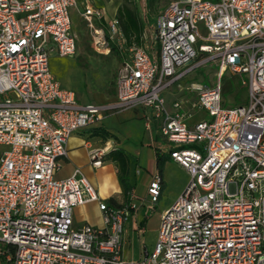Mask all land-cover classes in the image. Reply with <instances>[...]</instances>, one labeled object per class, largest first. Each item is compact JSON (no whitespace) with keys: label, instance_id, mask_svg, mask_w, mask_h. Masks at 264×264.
<instances>
[{"label":"built area","instance_id":"2783aa9c","mask_svg":"<svg viewBox=\"0 0 264 264\" xmlns=\"http://www.w3.org/2000/svg\"><path fill=\"white\" fill-rule=\"evenodd\" d=\"M75 9L96 44L125 42L118 18L107 20L94 0H0V246L6 247L0 259L264 264V0L171 2L156 18L158 54L131 47L118 72L117 100L103 106L79 104L51 71L52 57L77 52ZM208 61L219 64L217 82L188 91L197 92L191 108L210 119L190 126L186 101L175 102L171 111L163 93ZM227 72L247 88L246 105L224 107ZM139 107L161 121L171 159L190 178L163 212L154 246L126 260L125 224L140 205L155 209L161 176H154L140 203L131 194L127 204L113 207L80 170L63 179L56 173L68 158L71 136L95 127L108 112ZM90 159L94 168L103 164L101 154ZM89 203L98 204L101 227L76 225L75 209Z\"/></svg>","mask_w":264,"mask_h":264},{"label":"crops","instance_id":"0c3cea01","mask_svg":"<svg viewBox=\"0 0 264 264\" xmlns=\"http://www.w3.org/2000/svg\"><path fill=\"white\" fill-rule=\"evenodd\" d=\"M78 1L81 3L84 0ZM113 2L115 4L110 6V3ZM110 3H105L102 0H94L95 5L105 8L107 20H111L117 16L118 9L121 6V0H112ZM106 4L109 6V13L107 11ZM79 9H81V6H79ZM73 11L80 16L78 9ZM140 18L142 20L141 16ZM123 38L126 42L124 36ZM119 45H122V43ZM55 58L56 57H52L51 61ZM60 84L62 88L74 92L78 103L81 105H111L117 100V83L114 93L92 94L91 101H82L80 96H78L74 90L65 88L61 82ZM171 89L172 88L164 92L165 95H167L166 93L168 92V95L171 98H167V96H165L163 93L167 107L172 111L173 104L175 102L185 100L186 103L184 104V110L192 114L188 120V124L193 126L199 122L200 120L194 123H191L190 121V119H192L199 111L191 108V104L196 100L183 97L182 94H184V92H182V90L179 92V94H175L174 96V94L170 91ZM160 125L161 121L155 118L147 108L139 107L125 111L108 112L105 114L103 120L95 127L83 130L71 136L68 141V158L62 162V166L56 173V177L58 179L67 178L71 176L76 170H80L94 186L99 197L107 202L110 206L120 207L127 204L130 200L131 194L134 197L133 200L140 203L139 200L146 197L148 187L154 176L159 174L157 168V152H160L169 158L165 163L164 171L161 176L163 181L162 193L157 203H160L159 215L161 219L163 212L171 207L177 198L183 193L190 177L184 168L171 159V146H169L162 137ZM97 129L108 132L114 136V138L103 140L101 137L95 136L94 130ZM115 149L125 150L130 158V183L133 186V190L130 193L128 199H125L124 197V188L119 180L118 164L107 158V155ZM92 153L101 154L103 156V164L100 168H94L92 166L90 159ZM64 167L67 169V172L65 175L61 176L60 172ZM111 200H114L117 205H111ZM89 204H93L96 211H98L100 214L101 225H94L90 224L89 222H77L74 211V220L76 225L89 224L92 226L101 227L103 223L98 204ZM148 211H150L148 208L140 205V208L135 214L134 218L125 224L124 258L126 260H137L143 248L151 249L154 246L156 239L152 245L145 241L148 224ZM138 228L141 229V232L138 231ZM126 252H130L134 256L127 258L125 255Z\"/></svg>","mask_w":264,"mask_h":264},{"label":"rangeland","instance_id":"374dc122","mask_svg":"<svg viewBox=\"0 0 264 264\" xmlns=\"http://www.w3.org/2000/svg\"><path fill=\"white\" fill-rule=\"evenodd\" d=\"M105 3H110L112 0H102ZM176 0H156L154 12L145 8V3L142 0H121V6L127 4L131 8H137L142 21L144 22V33L141 40V45L136 43L128 46L124 41H118L103 46L96 44L92 37V32L87 24L80 18L76 12H72L73 30L77 34L78 48L73 57L58 58L51 61V69L57 80L67 89L74 90L82 101H91L92 94H112L115 92L118 72L121 68L123 58L131 55V47H143L152 56L159 52L158 41L156 38L155 23L158 14L171 2ZM109 13V6L106 4ZM201 34L206 36L204 26H199ZM106 34L107 30L105 31ZM119 42L122 45H119ZM201 43V42H200ZM108 47V48H107ZM198 49V45L196 46ZM110 49V51H109ZM219 64L215 61L201 62L195 65L192 71L184 77L178 85H175L170 90L174 96L179 92H184L183 97H188L192 100H197L196 91H188L194 84L212 86L218 80ZM224 88L223 97L225 99L224 107L234 108L246 105L248 99V90L242 86L240 77L232 75L230 72L224 74L222 79ZM167 98H171L166 93ZM178 98V97H176ZM207 119L204 110H199L195 116L190 119L191 123L198 120ZM189 121V122H190ZM67 172L64 167L60 175L63 176ZM160 203L156 204V209L148 211V224L145 241L148 244H153L158 232L160 222ZM76 221L79 223L89 222L94 225H101L100 214L94 208L93 204L85 205L75 209ZM0 250H6V247L0 246ZM127 258L134 256L130 252H126ZM0 264H10L3 257L0 259Z\"/></svg>","mask_w":264,"mask_h":264},{"label":"trees","instance_id":"16d2710c","mask_svg":"<svg viewBox=\"0 0 264 264\" xmlns=\"http://www.w3.org/2000/svg\"><path fill=\"white\" fill-rule=\"evenodd\" d=\"M143 1L145 3V8L153 13L156 0ZM116 17L120 22L121 31L126 39L127 45L131 46L134 43L141 45V36L144 33L145 27L140 18L138 9L131 8L127 4H124L119 7ZM94 135L101 137L103 140L114 138V136L101 129L94 130ZM107 158L118 164L119 180L124 188V197L128 199L133 190V186L130 183V158L128 153L122 149H115L107 155ZM168 159L167 156L157 152V168L160 176L163 174L165 163ZM110 203L111 205H117L114 200H111Z\"/></svg>","mask_w":264,"mask_h":264},{"label":"bare ground","instance_id":"6f19581e","mask_svg":"<svg viewBox=\"0 0 264 264\" xmlns=\"http://www.w3.org/2000/svg\"><path fill=\"white\" fill-rule=\"evenodd\" d=\"M115 3L113 2V3H110V6H112V5H114ZM106 149H108V148H106Z\"/></svg>","mask_w":264,"mask_h":264}]
</instances>
